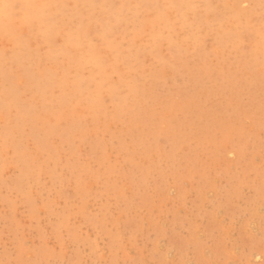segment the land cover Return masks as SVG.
Wrapping results in <instances>:
<instances>
[{"label":"rangeland","instance_id":"374dc122","mask_svg":"<svg viewBox=\"0 0 264 264\" xmlns=\"http://www.w3.org/2000/svg\"><path fill=\"white\" fill-rule=\"evenodd\" d=\"M3 4L0 264H264V0Z\"/></svg>","mask_w":264,"mask_h":264},{"label":"snow or ice","instance_id":"6c2138e0","mask_svg":"<svg viewBox=\"0 0 264 264\" xmlns=\"http://www.w3.org/2000/svg\"><path fill=\"white\" fill-rule=\"evenodd\" d=\"M0 7L4 8V9H10V8H14L15 5H11V4H3V5H0Z\"/></svg>","mask_w":264,"mask_h":264},{"label":"bare ground","instance_id":"6f19581e","mask_svg":"<svg viewBox=\"0 0 264 264\" xmlns=\"http://www.w3.org/2000/svg\"><path fill=\"white\" fill-rule=\"evenodd\" d=\"M239 97V96H238ZM188 112V111H187ZM263 254V253H262Z\"/></svg>","mask_w":264,"mask_h":264}]
</instances>
